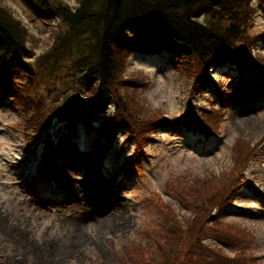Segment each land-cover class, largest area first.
<instances>
[{
    "label": "trees",
    "instance_id": "1",
    "mask_svg": "<svg viewBox=\"0 0 264 264\" xmlns=\"http://www.w3.org/2000/svg\"><path fill=\"white\" fill-rule=\"evenodd\" d=\"M27 1L34 12L56 19L53 41L35 55L26 25L0 4V96L19 108L32 139L53 120L74 135L79 125L98 122L96 142L109 147L122 137V147H133L131 158H140L159 129L215 135L224 107L264 92V30L250 32L257 10L264 18V0H76L74 7ZM161 51L174 54L194 93L209 82L213 96L190 101L177 115L151 108L141 94L148 77L128 72V60ZM263 140L252 145L236 138L232 166L221 175L167 180L171 198H150L159 224L147 227L145 243L125 246L118 264H255L251 232L221 215ZM176 202L189 212L180 214Z\"/></svg>",
    "mask_w": 264,
    "mask_h": 264
},
{
    "label": "rangeland",
    "instance_id": "2",
    "mask_svg": "<svg viewBox=\"0 0 264 264\" xmlns=\"http://www.w3.org/2000/svg\"><path fill=\"white\" fill-rule=\"evenodd\" d=\"M27 2L0 0L26 25L28 44L37 55L53 41L56 19L49 21ZM63 2L70 7L77 4ZM262 30L264 18L257 10L250 32ZM260 49L264 53V44ZM127 69L147 75L144 101L169 115L183 112L190 101L206 103L213 96L209 82L200 87L201 94L194 93L172 53L135 54ZM221 72L233 70L216 75ZM45 88L39 86L40 91ZM8 100L0 97V264H118L125 246L145 243L147 227L159 224L150 198H171L165 192L167 180L190 181L228 172L233 141L241 138L253 145L264 136L263 93L228 105L215 135L156 132L157 140L147 146L148 155L141 161L142 170L135 166L138 170L127 173L123 168L131 147L122 149L119 137L113 147L103 149L102 142H96L98 122L92 123V130L79 125L76 137L56 123L32 140L22 129L19 108ZM77 162L87 165L86 173L76 167ZM246 172L247 183L236 190L221 217L251 232L250 252L264 264V143ZM99 189H105L102 199L89 201ZM112 201L118 205L112 208ZM174 205L180 214L189 212L177 202ZM107 217H112L110 225H94Z\"/></svg>",
    "mask_w": 264,
    "mask_h": 264
},
{
    "label": "bare ground",
    "instance_id": "3",
    "mask_svg": "<svg viewBox=\"0 0 264 264\" xmlns=\"http://www.w3.org/2000/svg\"><path fill=\"white\" fill-rule=\"evenodd\" d=\"M78 163V162H77ZM76 167L80 170V171H82V172H84V173H86L87 171V165L86 164H84V163H78V165H76ZM103 185H100V188L102 187ZM104 190L105 189H99V191H96V192H94V194H92V196H91V198L89 199V201H92L93 203H97L98 201H99V199H102V197L104 196V194H105V192H104ZM113 202V201H112ZM89 203V202H88ZM114 204H112L111 206H112V208L113 207H115L116 205H118V202H113ZM107 210V209H106ZM106 210H104V211H106ZM116 215L117 214H119L120 215V213H122V211L121 210H117V207H116ZM108 212V211H107ZM112 217H107V218H105V219H103V222H97V224H94L95 226H100V225H110L111 224V221H110V219H111Z\"/></svg>",
    "mask_w": 264,
    "mask_h": 264
}]
</instances>
